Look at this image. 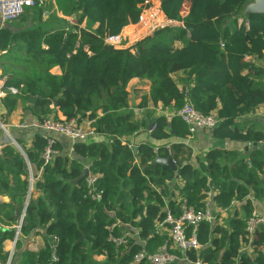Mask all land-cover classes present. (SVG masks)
<instances>
[{"label": "trees", "instance_id": "1", "mask_svg": "<svg viewBox=\"0 0 264 264\" xmlns=\"http://www.w3.org/2000/svg\"><path fill=\"white\" fill-rule=\"evenodd\" d=\"M159 1L163 13L183 25L167 27L125 49L105 45L103 39L137 23L145 0H55L58 11L75 15L76 24H84L89 32L83 28L74 32V26L55 12L43 20L45 9L36 6L26 7L16 19H29V27L0 28L6 78L0 101L7 113L33 96L37 99L31 111L37 121L57 118V108L66 119L80 123L87 118L96 132L110 137L108 142H70V149L54 137L52 149L57 153L47 163L42 159L47 141L41 131L29 144L15 138L30 166L40 171L39 177L31 174L37 196L31 194L28 201L31 167L11 142L0 146V195L11 196V202L0 203V263L9 255L3 242L14 239L24 211L21 239L10 264H136L133 257L141 249L151 253L169 240L166 232L154 234L167 211L178 217L181 199L199 210L212 192L216 219L198 226L201 248L189 257L206 264H264V228L244 247L253 202L264 199V150L250 153V165L237 151L220 148L192 162L187 145L169 142L189 135L188 125L177 115L168 118L149 111L137 118L126 89L132 78L148 79L149 94L142 96L139 107L161 103L174 112L190 101L200 113H213L218 119L211 130L215 139L264 141V123L239 121L264 103V82L256 81L264 79V14L244 15L250 0ZM185 3L188 10L183 16ZM54 67L60 74L51 72ZM177 73L182 75L176 77ZM11 87L17 91L10 92ZM142 128L161 143L155 149L144 142L134 152L124 139ZM169 156L178 166L175 171L154 162ZM85 165L97 175L101 200L87 195L85 179L76 181ZM233 202L239 207H232ZM126 230H137L138 236L127 237L118 246L109 240ZM37 234L43 236L44 247L24 248L22 239ZM93 255L105 259L98 262Z\"/></svg>", "mask_w": 264, "mask_h": 264}, {"label": "built area", "instance_id": "2", "mask_svg": "<svg viewBox=\"0 0 264 264\" xmlns=\"http://www.w3.org/2000/svg\"><path fill=\"white\" fill-rule=\"evenodd\" d=\"M48 0H0V17L3 23H8L19 18L26 7H45ZM177 20L168 18L160 7L159 0H145V7L138 16L137 23L133 24L136 28H141L139 34L142 35V39L153 35L155 32L161 30L165 26L174 25ZM74 32H77L75 28L77 24H73ZM161 28V29H160ZM129 37L122 33V30L114 35H110L103 39L105 45L121 48L127 44ZM138 40V41H140ZM137 41V42H138ZM136 42V43H137ZM135 43V44H136ZM134 44V45H135ZM223 46V44H221ZM3 51H0V57ZM2 64L0 60V88L4 92V84L6 78L3 76ZM12 93L17 90L13 87L8 88ZM0 93V96L3 93ZM173 115L180 117L189 128V135L193 134L197 130H212L218 123V119L213 113L203 114L195 109L190 101H186L185 104L177 111H172L168 114V118ZM84 126L79 123L77 119L71 118H53L48 117L42 121L33 122L32 127L42 132V136L47 141V147L42 153V159L45 163L49 162L53 154L57 153L52 149L55 139L51 136L52 133L60 134L68 138L71 143L76 141H87L88 139L94 140L99 138L100 133L96 132L94 128L90 126ZM8 142H10L8 140ZM128 143V142H127ZM130 147H133L128 143ZM1 146V145H0ZM157 146L155 147V149ZM167 150L170 152V145H166ZM175 162V161H174ZM88 169V175L85 178L87 185V195L93 200H101L102 191L96 188L97 175L93 174L88 165H85ZM33 181V179H31ZM180 215L175 217L167 211L165 218L158 222L155 226L154 234H160L166 232L169 240L165 241L162 245L158 246L153 252H148L145 248L141 249L133 257V263H140L147 261L149 264H177L179 262H185L188 264H206L200 258L192 260L189 257L191 251L197 252L201 245L196 238V230L198 226L203 223H214L215 206L212 201V192H208L203 200V207L199 210L194 209L188 205L186 199H181L179 203ZM24 217L23 214L17 224V230L20 229ZM119 223V221H117ZM264 228V215L258 213L255 209L245 222V238L248 240L247 244H244L247 249L253 240L254 233ZM138 231L126 230L121 237L109 236V240L114 242L117 246L125 244L127 237H137ZM54 241H57L56 237H53ZM143 245L146 244V239L141 240ZM54 250V249H53ZM53 259L56 257L53 255Z\"/></svg>", "mask_w": 264, "mask_h": 264}, {"label": "crops", "instance_id": "3", "mask_svg": "<svg viewBox=\"0 0 264 264\" xmlns=\"http://www.w3.org/2000/svg\"><path fill=\"white\" fill-rule=\"evenodd\" d=\"M48 2H50V7L49 9L43 12V20L47 19L51 12H55L59 18H62L64 20L67 19L64 15H62L60 11L57 10L55 0H49ZM187 9L188 8H186V11L183 12V16L187 14ZM31 24L32 22L29 19L23 22L15 20L13 22H10V24H7V23H3L0 17V28L4 26H8L13 31L22 30L25 27H29ZM75 24H76V21H75ZM182 25H183L182 21H176L173 26L181 27ZM75 28L76 29L83 28L84 30L88 32L90 31L85 27L84 24H81L79 26L77 25ZM138 29H141V28L140 27L136 28L135 25L133 24L125 26L122 29V33L124 35L130 36L129 41L127 42L126 45L118 49H125V48L133 47L134 44L142 38V35L139 34L140 30ZM175 46H181V45L179 43H175ZM247 59H251L252 61H255L254 58L248 57ZM256 62L258 61L256 60ZM262 63H264V60H262ZM51 72L53 74H60V69L58 67H54L51 69ZM180 75L182 74L177 73L176 77ZM256 81L264 82V79H256ZM126 89L129 94V107L130 109H132V111L134 112L137 118H141L144 115V113L147 111L152 112L155 116L166 115L167 117H168V114L172 112V110L169 108H163L161 103H158L157 105H153L149 102L145 108L139 107V104L142 100V96L149 94L150 81L148 79L132 78L127 83ZM2 93L3 94L0 96V98H2L5 95V88H4V92ZM31 105L32 104L28 102L24 103L23 105L19 104L15 110H13L10 113H7L5 107L0 101V123L6 127V129L8 130V132L11 134L13 138L22 140L23 142L27 144L30 143L31 139L34 136V133L38 131L37 129L31 126L33 122H37L36 117L33 115L31 111ZM99 115H100V112H99ZM55 116H57V118L64 117L57 108H55ZM248 120H256L261 123H264V103L259 105L253 112L245 116L239 117L240 122H246ZM80 123H82L86 127L89 126V120L87 118H83ZM3 133L5 134V132L0 126V145L8 142L9 140V137L4 136ZM149 134H150V131L148 129L142 128L138 132L127 136L124 139V141L130 143L132 146H138L139 144L144 143V142H149L155 147L158 146L161 142L152 140ZM51 136L53 138L55 137L57 140H64L65 142H67V146H69V149L71 148V143H70L71 141L68 138L60 134H56V133H52ZM109 139L110 137L107 134H100L98 139L97 138H95L94 140L88 139L87 142L88 143H91L93 141L94 142H100V141L108 142ZM169 142H182L185 145H187L191 149V152H192L191 153L192 162H196V159L199 157L200 158L204 157L205 153L208 150L213 149V148L237 151L239 153V157L245 158L246 160L247 159L250 160L249 156H250V153L252 152V151L246 150V143L230 141L228 139L226 140L215 139L211 134V130H197L193 134L187 135L183 139L172 137ZM30 167H31V174L32 175L35 174L37 177H39L40 171L34 170L32 166ZM33 182H34V179L32 181L30 196L31 194H33V196L35 197L37 196V193L33 191ZM8 202H11L10 195H6V194L0 195V203H8ZM253 204H254V209L258 213L264 215V199L256 200L253 202ZM232 207L238 208L239 204L237 202H233ZM222 211H223L222 214L225 215L226 210H222ZM21 215L22 213L19 216V220H20ZM4 227L8 228V226H4ZM11 227H16V225L11 226ZM15 237H16V240H15ZM15 237L14 239H6L3 242L4 252H7L9 254L14 253L16 242L19 238L21 239V237H19V233L18 235H15ZM14 240L16 241L15 243H14ZM22 241H23L22 242L23 247L26 249L32 250V251H38L41 248H43L45 245L43 236L40 234L33 235L32 237H29V238H24V240L22 239ZM93 257L98 262H102L105 259L103 255H93Z\"/></svg>", "mask_w": 264, "mask_h": 264}, {"label": "water", "instance_id": "4", "mask_svg": "<svg viewBox=\"0 0 264 264\" xmlns=\"http://www.w3.org/2000/svg\"><path fill=\"white\" fill-rule=\"evenodd\" d=\"M250 13L264 14V0H250L248 3H246L244 8H243V14L244 15H248ZM1 92H2V89L0 88V93ZM185 95H186V93H185ZM36 99H37V97L28 96L27 97V102L33 104V103H35ZM0 126L3 129V131L6 133V135L9 137L10 142L22 153V155L26 159V162H27L28 167L30 169V164L28 162V159H27L25 153L23 152L22 148L20 147V145L17 143L15 138H13L11 136V134L8 132V130L6 129V127L3 124L0 123ZM150 127H151V125H149L148 129H150ZM132 149H133L134 152H136L137 151V146H133ZM246 150H248V151L264 150V141H262V142H248V143H246ZM154 162L158 163L160 165L168 166L174 171L177 170V168H178L177 164L173 161L171 156H169L167 158L157 157ZM246 163L248 165H250V160L247 159ZM87 175H88V169L86 167H84L83 170H82V173L80 174V176L77 178L76 181L85 179L87 177ZM30 177L32 179L31 173H30ZM31 179H30L29 191H28V194H27V201H28V198L30 196V191H31V187H32ZM233 180H235L237 183L241 182L238 179H234L233 178ZM27 201L25 202V206L27 204ZM22 214H23V212H22ZM18 233H19V230L16 231V235H18ZM15 240H16V237H15ZM15 240H14V243L16 242ZM11 257H12V253H10L8 255L6 264H10Z\"/></svg>", "mask_w": 264, "mask_h": 264}, {"label": "rangeland", "instance_id": "5", "mask_svg": "<svg viewBox=\"0 0 264 264\" xmlns=\"http://www.w3.org/2000/svg\"><path fill=\"white\" fill-rule=\"evenodd\" d=\"M49 1V0H48ZM49 6H50V2H47V5L43 8V9H48L49 8ZM186 8H188V3H185L184 4V6H183V9H182V15H183V12L184 11H186ZM188 10V9H187ZM63 15V14H62ZM67 19H65L66 20V22H67V24H68V26L70 27V26H72L74 23H75V21H76V16L75 15H64ZM19 20V19H18ZM179 21V20H178ZM72 22H74V23H72ZM173 27V25H169V26H165L164 28H160L161 30H159V31H157V33L158 32H160V31H162V30H164L165 28H167V27ZM175 27V26H174ZM4 134V133H3ZM4 136H7L6 135V133L4 134ZM85 167V166H84ZM8 258V257H7ZM6 262H7V259H6V261L5 262H2V263H0V264H6Z\"/></svg>", "mask_w": 264, "mask_h": 264}]
</instances>
